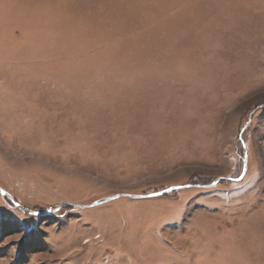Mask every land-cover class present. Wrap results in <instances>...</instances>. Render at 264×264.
Segmentation results:
<instances>
[{"label": "rangeland", "instance_id": "obj_1", "mask_svg": "<svg viewBox=\"0 0 264 264\" xmlns=\"http://www.w3.org/2000/svg\"><path fill=\"white\" fill-rule=\"evenodd\" d=\"M0 186V264H264V0H0Z\"/></svg>", "mask_w": 264, "mask_h": 264}, {"label": "water", "instance_id": "obj_2", "mask_svg": "<svg viewBox=\"0 0 264 264\" xmlns=\"http://www.w3.org/2000/svg\"><path fill=\"white\" fill-rule=\"evenodd\" d=\"M254 113L250 116V121L252 120V117H253ZM240 138L243 141V135ZM247 170H248V156L245 157L244 168H243V172H242V175L240 176V178L233 179V178L219 177L210 186H206V187L216 186L221 181H240V180H242L245 177V175L247 173ZM194 187L195 186H193V185L172 186V187H169V188L164 189V190L159 191V192L148 193V194H140V195L129 194V193H117V194L110 195V196L104 198L103 200L94 201L91 204H87V205L62 203L61 204V208L65 207V206H72V207L80 209V210H85V209H90V208H94V207L100 206L102 204L110 203V202L116 201V200L121 199V198H127L129 200H146V199H150V198L161 197V196H164V195H166L168 193H171V192H174V191H178V190H181V189H189V188H194ZM0 193L6 199L10 200V202L15 207H17V208H19V209H21L23 211H26V208L23 205H21L18 202H16L7 193V191L5 189H3L1 186H0Z\"/></svg>", "mask_w": 264, "mask_h": 264}]
</instances>
